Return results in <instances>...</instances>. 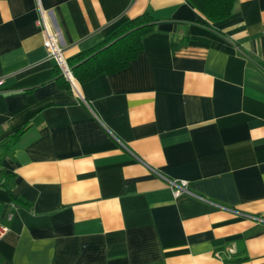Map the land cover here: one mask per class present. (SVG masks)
<instances>
[{
    "label": "crops",
    "instance_id": "1",
    "mask_svg": "<svg viewBox=\"0 0 264 264\" xmlns=\"http://www.w3.org/2000/svg\"><path fill=\"white\" fill-rule=\"evenodd\" d=\"M39 5L67 60L155 25L70 88ZM0 153V264H264V0H0Z\"/></svg>",
    "mask_w": 264,
    "mask_h": 264
},
{
    "label": "trees",
    "instance_id": "2",
    "mask_svg": "<svg viewBox=\"0 0 264 264\" xmlns=\"http://www.w3.org/2000/svg\"><path fill=\"white\" fill-rule=\"evenodd\" d=\"M187 1L200 13L204 22L215 23L230 16L236 0ZM154 25V19L150 14H140L129 19L98 44L68 59L76 83L90 80L102 73L111 74L125 68L138 55L142 48V38L154 30ZM55 68L71 88L57 65ZM22 131L13 133L12 137L15 138Z\"/></svg>",
    "mask_w": 264,
    "mask_h": 264
},
{
    "label": "built area",
    "instance_id": "3",
    "mask_svg": "<svg viewBox=\"0 0 264 264\" xmlns=\"http://www.w3.org/2000/svg\"><path fill=\"white\" fill-rule=\"evenodd\" d=\"M39 11H40V18L38 19L37 23L39 24L43 32L44 37H43L42 45L47 51V56L55 61L61 74L69 81L71 88H75L76 81L72 74L70 66L68 65V60L65 58L63 54V49L60 46L56 36L52 32L51 27L49 26L47 19L45 18L40 8V5H39ZM169 183L171 189H173L174 196H178L183 192H187V182L185 180L170 179ZM253 218H258V217L253 216ZM6 232H7L6 225L0 223V237H2Z\"/></svg>",
    "mask_w": 264,
    "mask_h": 264
}]
</instances>
